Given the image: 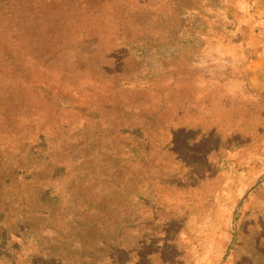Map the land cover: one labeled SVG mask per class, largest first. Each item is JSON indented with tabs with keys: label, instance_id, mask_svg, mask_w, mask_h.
Segmentation results:
<instances>
[{
	"label": "rangeland",
	"instance_id": "obj_1",
	"mask_svg": "<svg viewBox=\"0 0 264 264\" xmlns=\"http://www.w3.org/2000/svg\"><path fill=\"white\" fill-rule=\"evenodd\" d=\"M0 264H264V0H0Z\"/></svg>",
	"mask_w": 264,
	"mask_h": 264
}]
</instances>
